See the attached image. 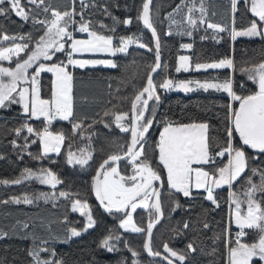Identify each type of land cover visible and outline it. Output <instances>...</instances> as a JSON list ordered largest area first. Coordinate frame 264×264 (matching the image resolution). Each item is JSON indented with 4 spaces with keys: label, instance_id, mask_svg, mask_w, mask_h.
<instances>
[{
    "label": "snow or ice",
    "instance_id": "obj_1",
    "mask_svg": "<svg viewBox=\"0 0 264 264\" xmlns=\"http://www.w3.org/2000/svg\"><path fill=\"white\" fill-rule=\"evenodd\" d=\"M74 5L76 0H70ZM80 10L75 7L72 9L60 11L52 6L51 0H0V17H7L14 14L25 23L31 20L33 27L37 25V31L43 29V35L33 42L31 33L26 36L17 35H0V41H13L9 47H0V61L14 62V67H4L0 65V109L10 107L11 105H20L22 114L27 119H40L50 125L57 118L68 121L74 116L73 107V74L69 71V66L79 67L81 69L91 65L102 64L112 68H116L117 64L111 60H83L74 58L75 54L104 52L116 55V53H126L129 46L137 44L140 48H146L149 52L154 51V63L149 65V72L146 78V84L131 99V107L129 112H111L105 111L104 116H113L116 127L123 132H130V139L123 145H119L121 152L109 155L104 159L99 168L96 170L95 176L92 178L91 188L96 199L103 207L104 211L109 214L121 213L119 227L125 231L133 233H144L146 241L143 248L150 256H161L162 253L154 251L151 245L153 228L159 223L163 217L161 191L163 175L166 174V183L168 186L169 196L173 193L182 194L183 197L189 198L193 196V190H200L206 193L204 197L217 208L220 204L217 199L216 190L224 186L229 188L228 199L230 203L229 226L226 229L228 236L226 237L228 261L227 264H254L255 260L264 264V59L258 63H249V66H242L239 70L241 74L247 77V81H251L255 90L248 91L247 94H238L234 90V80L226 77L223 80L216 78L206 79L203 82L196 81H179L174 82L172 79H164L159 84L153 80V73L160 68L161 52L160 37L153 24L150 15V5L152 0H142L141 7L138 9L136 19L142 21L146 29L151 30V35L155 41V48L141 42L140 37L128 36L120 37L118 46L113 44L112 35H104L93 29V22L85 19V10L89 7H96L95 3L90 4L88 0H79ZM241 0H229L230 12L232 14L233 26L229 29L217 23L207 20L208 10L201 0L198 9L199 18H194L192 13L196 10L195 4L188 8L187 24L190 28H196L199 25H206L207 29L215 34L228 32L231 41H235L238 37H261L264 39V0H243V6L249 11L253 17L247 28L238 30L235 25V14L239 11L238 5ZM6 5V6H5ZM28 5L33 7L29 8ZM104 15L109 16L114 24L123 23L130 25L132 19L119 20L108 10L107 6H102ZM179 5L176 11H179ZM41 14H50L44 19H38ZM215 15V13H213ZM76 16L80 20L75 19ZM168 19L172 23L176 21L169 13ZM79 25L76 31L87 33L88 39H75L69 28ZM99 28H108L109 31L115 32V27L109 28L102 21L99 22ZM23 27V25H21ZM0 33L3 28L0 26ZM171 35V32L168 33ZM180 35L192 36L191 30H185ZM206 37H201L205 39ZM17 40H24V43H15ZM70 41V45L66 49V43ZM34 43L33 47L30 44ZM182 48L190 49L192 44H182ZM24 58H21V54ZM56 53H64L67 57L65 61L52 62L47 64L41 61H53ZM15 57V61H13ZM180 64L176 67V72L189 71L190 57L181 55L179 57ZM195 70L208 69H235V63L232 58L225 57L210 62H197ZM29 69L32 72L29 73ZM42 73H51L54 77L51 81L50 98L41 97L40 76ZM27 85V86H22ZM192 85L204 91L215 90L224 92L236 104L226 105V113L224 116L222 129H215L217 133L222 132V138L211 135L212 126L204 121H192L188 123L174 122L170 119L163 124V129L159 133V139L155 142L153 153L158 154L149 157L145 147L146 134L153 126L155 118V108L151 110L150 116H146L149 111V101H160V95L157 89L169 90L172 88L182 89L185 92L194 90ZM242 91L246 90V83L239 85ZM15 94V95H14ZM125 121H128L125 124ZM109 127V124H105ZM74 128L80 125L74 124ZM38 137L42 146L44 156L49 153L59 154L62 143L65 140L63 133H53L48 127L43 130L34 129L29 123L24 122L20 127L13 129L15 135L20 137L22 132ZM24 145H17L14 139L11 141L13 147H20L22 150L29 146L28 136H24ZM31 143H36L32 140ZM246 149H250L253 155H249ZM217 157L223 160L227 157L226 162L217 163ZM91 154L87 153L80 157H75L71 151L67 155L68 164L87 165L91 159ZM0 159H3L0 156ZM126 160L130 165L132 172L130 175L120 171L118 162ZM215 165V167L207 168L205 166ZM35 177L41 184H50L53 188L62 183V181L50 170L41 169L39 175L32 172L31 169H25L22 177L15 180H0V184H20L23 179ZM254 177H259V183L254 182ZM240 181L241 187L244 189V199L233 191L234 182ZM156 182H160L158 186ZM47 200L46 194H41ZM62 197H67V192L59 193ZM152 203H149V201ZM12 203L25 204L33 203L28 196L23 199L15 197ZM3 203H9L4 201ZM175 211L180 208L179 200L173 201ZM234 205V207H232ZM89 206L87 202H81L79 199L72 203L71 210L80 212L81 216H87V223L83 231L95 226L96 221L91 215V211H85ZM137 209L148 210V222L146 227L138 225L133 218V213ZM209 210L205 209L204 214L207 216ZM202 229H208L207 220L201 221ZM234 224L238 231L235 232V238L231 237V225ZM27 229L29 225H22ZM190 227L189 222L182 224L183 229ZM246 230H252L256 233L255 241L249 243L244 238L249 235ZM178 235L180 229H173ZM7 232H0V238L7 236ZM81 231L76 228L70 229L71 237H78ZM35 239V238H34ZM112 239L120 240L119 236L113 237L110 233L105 237L100 246L108 252L117 250L110 243ZM216 239H220L219 236ZM47 243V241H41ZM127 247V244H125ZM134 257L139 256V252L129 248ZM48 253L49 257H55L54 249L46 247H36L28 250V256L32 258L33 264H64L63 260H53L51 258H42L41 253ZM163 252L167 255L163 259L167 264H185L189 258L197 252L194 241H189L183 249L176 250L169 246L167 242L163 244ZM215 252V249H213ZM174 258V259H173ZM121 264H124L121 261ZM133 264H139L133 261ZM189 264L191 262L189 261Z\"/></svg>",
    "mask_w": 264,
    "mask_h": 264
},
{
    "label": "trees",
    "instance_id": "obj_2",
    "mask_svg": "<svg viewBox=\"0 0 264 264\" xmlns=\"http://www.w3.org/2000/svg\"><path fill=\"white\" fill-rule=\"evenodd\" d=\"M48 0H46V3ZM90 4L95 3L96 7H89L85 12V19L93 22V29L104 34L112 35L114 46H118L120 37L144 35L143 43L155 48L151 35L144 29L142 22L136 19L138 9L141 7L142 0H88ZM189 2L193 0H154L151 17L154 27L160 37L162 68L153 79L159 84L164 79L187 80L200 79L206 80L214 77L222 79L230 77L234 80V90L238 94H247L248 91L255 90L251 81L240 72L242 66H249V63H258L264 59V39L230 40L228 32L215 34L206 31L204 26L199 25L192 31V36L180 35V30L170 25L168 15L185 5V14L188 13ZM52 6L60 11L71 10L75 7L80 10L79 0L72 5L70 0H51ZM189 4V5H187ZM6 6V5H5ZM102 6H107L112 15L119 20L131 18L130 25L115 23L104 15ZM33 7V6H31ZM30 7V8H31ZM208 10L207 20L213 23H220L227 28L232 27V14L230 12L229 0L209 1L205 4ZM239 11L235 14V27L240 30L247 28L250 22L255 19L252 14L243 6V0L238 5ZM215 13V15H213ZM50 14H41L38 19H44ZM77 21L80 20L76 16ZM102 21L109 28L115 27V32L108 28H99ZM23 25V27H21ZM0 26L3 28L2 34L8 35H27L32 34L33 42L43 35V29L37 25L33 27L31 20L27 23L20 20L14 14L7 17H0ZM76 28L79 25H74ZM171 32V35L168 33ZM194 32V33H193ZM192 37V38H191ZM201 37H206L201 39ZM19 40L15 41L18 42ZM14 42L0 41V47L12 45ZM182 44H192L191 63L195 66L197 62H210L221 58L229 57L234 60L235 69L223 71H209L196 73L194 71L185 74H177L176 67L180 55H182ZM70 41L66 43V49ZM34 43L30 44L33 47ZM24 58V54L21 55ZM64 53H56L53 61H41L47 64L52 62L65 61ZM117 67L114 69H78L72 70L74 77L75 104L78 107V118H73L69 122H56L49 127L53 133H63L65 136L62 152L57 156H44L41 151V144L35 135L22 132L17 137L13 129L18 128L24 122L29 123L34 129L43 130L46 127L43 121L27 119L22 114L20 105H11L0 110V180H15L22 177L25 169L32 172H40L41 169L52 171L62 181L56 188H50L45 184L39 183L36 179H23L20 184H0V232H7L8 235L0 238V264H33L32 258L28 256V250L46 245L49 249H54L55 257H49L48 253L42 252V258L53 260H63L64 264H165L161 261L151 260L147 257L143 244L146 241L144 233L132 234L124 233L118 226V221L123 214H108L102 210L93 195L91 188L92 178L96 174L100 163L109 155L121 152L119 145L125 144L130 139V132H123L116 127L113 116H104L105 111L129 112L131 99L146 84L149 72V65L154 63V51L149 52L146 48H130L127 54L118 55L114 58ZM0 61V65H1ZM11 66H14L12 63ZM32 72V71H31ZM50 74L40 76L41 97L50 98L51 81ZM241 83H246V90L242 91L239 87ZM160 101L149 102V111L146 116H150L151 110L155 108V118L153 126L149 129L145 138V147L149 157H153L155 142L159 139V133L163 129V124L170 119L174 122L188 123L192 121L208 122L212 126L211 135L222 138V132L217 133L215 129H222L226 105L236 104L226 94L199 92L191 95H183L165 92L164 89H157ZM80 125L74 128L73 125ZM109 124V127H105ZM24 136L29 138V146L26 149L13 147L12 140L17 141V145H24ZM36 140V143H31ZM88 151L91 160L87 165L68 164V152ZM249 155H253L252 150L246 149ZM218 161V164L226 162ZM264 160V157H261ZM119 168L131 169V165L126 161L118 164ZM207 168L215 165L205 166ZM132 170V169H131ZM125 174V173H124ZM129 175V173L126 172ZM254 182L259 183V177H254ZM164 190L161 196L164 220L154 231L151 245L154 251H159L162 255L163 244L167 242L170 247L180 250L189 241H194L197 252L189 258L191 264H227L228 252L226 229L229 226V188L224 186L216 190V195L220 207H216L208 202L204 197L205 192H193V196L186 198L182 194L173 193L169 196V189L166 183V174L163 175ZM233 191H236L241 199H244L241 182L233 184ZM61 191L67 192V197L59 195ZM41 194L47 195V200ZM28 196L33 200L31 204L12 203V198L23 199ZM80 201L90 202L93 206V215L96 227L79 239L70 236V229L76 228L82 231L86 225L85 220L71 211L72 203ZM178 199L181 205L175 211L173 201ZM9 201V203H3ZM264 207V204H262ZM209 212L205 217L204 210ZM141 217V221H140ZM207 220L208 229H202L201 221ZM187 221L190 224L188 229H183L182 224ZM138 225H147L148 219L143 216L136 218ZM27 223L29 227L24 229L22 225ZM173 229H180L181 234H177ZM236 230L231 227V233ZM249 235L244 239L251 243L256 240L257 235L254 231L248 230ZM113 237L119 236L120 240L112 239L110 243L117 250L108 252L100 246L101 241L109 234ZM219 236L220 239H216ZM35 238V239H34ZM47 241V243H41ZM127 244V247L125 246ZM129 248L139 252V256L134 257ZM215 249V252H213ZM174 259V258H173ZM186 261L185 264H189ZM180 264L179 261H176Z\"/></svg>",
    "mask_w": 264,
    "mask_h": 264
},
{
    "label": "crops",
    "instance_id": "obj_3",
    "mask_svg": "<svg viewBox=\"0 0 264 264\" xmlns=\"http://www.w3.org/2000/svg\"><path fill=\"white\" fill-rule=\"evenodd\" d=\"M209 1H218V0H206L205 2H204V5L205 4H207ZM189 4L190 5H192V2L190 3L189 2ZM180 10L179 11H175V12H173L172 13V18L176 21V23H172V21L169 19V22H170V25L173 27V28H176V29H178V30H180L181 32H183V31H185V30H193L194 28H190V26L187 24V16H188V13L185 15V11L186 10H184L185 8H184V6L182 7H180L179 8ZM192 15H193V13H192ZM210 22V21H209ZM213 23V22H212ZM217 24H220V23H217ZM220 25H222V24H220ZM223 26V25H222ZM233 26V25H232ZM74 28H75V30H74V34H73V37L75 38V39H77V38H88V36H87V33H80L79 31H76V27L74 26ZM78 28V27H77ZM70 32H71V30H69ZM75 33H77L76 35H75ZM78 33H80V34H78ZM71 43V42H70ZM113 44H114V39H113ZM129 49V48H128ZM129 50H127V52H128ZM191 51H192V48H190V49H188V50H184L183 48H182V55H184V56H188V57H190V61H189V64H190V68H189V71H183V70H181L180 72H177V74H181V73H185V74H188V73H190V72H192V71H194V72H196V73H203V72H209V71H222L223 69H211V70H209V71H196L195 70V67L194 66H192V63H191V55H190V53H191ZM127 52L126 53H118L116 56H118V55H125V54H127ZM115 55H110V56H102V55H91V54H87V55H84V56H77V54H75L74 55V58H76L77 59V57L79 58V57H81V58H79V59H83V60H89V59H99V60H111V61H113L114 63H115V61H114V58L116 57ZM181 56V55H180ZM179 56V57H180ZM180 64V61H179V58H178V61H177V66ZM70 68H72V69H75V68H77V67H70ZM98 68H103V69H114V68H112V67H109V66H107V67H98ZM98 68H91V67H85V68H83V69H98ZM78 69H81V68H78ZM225 70H233V69H225ZM42 74H50L51 76H52V74L51 73H42ZM41 74V75H42ZM53 77V76H52ZM54 78V77H53ZM39 80H40V78H39ZM189 80H191V81H196V80H200V79H194V78H192V79H187V80H173L174 82H179V81H189ZM218 80H221V79H218ZM201 81H204V80H201ZM24 86H27V85H24ZM76 89V86H75V84H74V80H73V107H74V116L72 117V118H70L68 121H64V120H60L59 118H57V119H55V120H53L52 122H51V124L50 125H53V124H55L56 122H69V121H71L74 117L76 118L77 117V115H79V113H78V107H77V105L75 104L76 102H75V90ZM167 93H169V94H172V93H177V94H183V95H191V94H189V92H185V91H183L182 89H177V88H172V89H169V90H165ZM199 92H204V93H209V92H217V91H215V90H209V91H203V90H201V91H198L197 93H199ZM221 93H224V92H221ZM194 94V93H193ZM196 94V93H195ZM31 120H35V121H43L46 125H47V127H49L50 125H48L44 120H43V117H41L40 119H31ZM77 120H80V121H83V119H80V118H78L77 117ZM63 146H64V142L62 143V145H61V148H60V152H59V154L62 152V149H63ZM41 151H42V146H41ZM42 154H43V152H42ZM59 154H57V153H49L47 156H57V155H59ZM194 191H197V192H204L203 191V189H200V190H193V192ZM236 227V226H235ZM80 237H82V236H78L77 238H73V239H79Z\"/></svg>",
    "mask_w": 264,
    "mask_h": 264
},
{
    "label": "rangeland",
    "instance_id": "obj_4",
    "mask_svg": "<svg viewBox=\"0 0 264 264\" xmlns=\"http://www.w3.org/2000/svg\"><path fill=\"white\" fill-rule=\"evenodd\" d=\"M206 0H204V2H205ZM22 2H25L26 3V0H22ZM193 3L195 4V11L193 12V16H194V18H199V15H200V13H199V11H198V9H199V7H200V3H201V0H193V2H192V5H189V4H187V5H189V7H192L193 6ZM184 6V8H185V5H183ZM28 7L30 8L31 7V5H28ZM87 11V9L85 10V12ZM186 15V14H185ZM255 18V17H254ZM255 19H257V18H255ZM202 26H204V29H206V25H202ZM69 30H71V33H72V35L74 34L73 32H74V30H75V28H74V26H72V27H70L69 28ZM206 31H213L212 29H207ZM81 33V32H80ZM80 33H78V34H80ZM194 33V32H193ZM77 33H75V35H76ZM11 36V35H10ZM144 36V35H143ZM145 37V36H144ZM193 37V36H192ZM191 37V38H192ZM77 39H80V40H83V39H88V38H77ZM145 39V38H144ZM237 39H246V40H258V39H261V37H253V38H248V37H238ZM236 39V40H237ZM143 41V40H142ZM25 41L24 40H19L18 42H15V43H24ZM234 42V41H233ZM9 46H11V45H9ZM9 46H6V47H9ZM130 48H132V46L130 45L129 46V49ZM128 49V50H129ZM184 50H188V49H185V48H183ZM87 54H91V55H102V56H110L111 54L110 53H104V52H96V53H82V54H80V53H78L77 54V56H84V55H87ZM118 53H116V55H117ZM21 55H23V53L21 54ZM115 55V56H116ZM79 58H81V57H79ZM78 57H77V59H79ZM15 57H13V61H15ZM89 60H99V59H89ZM1 65H3L4 67H14V66H11L12 65V63H14V62H9V61H1ZM71 66H69V71H71V73H72V68H70ZM87 67H91V68H98V67H107V66H105V65H102V64H98V65H95V66H91V65H89V66H87ZM77 68H79V67H77ZM226 69V68H225ZM225 69H223V70H225ZM209 70H211V69H208V70H199V71H209ZM222 70V71H223ZM31 71H32V69H29V73H31ZM197 71V70H196ZM232 71V70H231ZM215 72H217V71H215ZM53 78V77H52ZM214 78H216V79H221V80H223L222 78H220L219 76L218 77H214ZM211 79H213V78H211ZM199 81H201V80H199ZM201 82H203V81H201ZM22 86H24V85H22ZM192 87L194 88V90L193 91H191V92H189V94H195V93H197L198 91H201L202 89H198V88H196L195 87V85H192ZM204 91V90H203ZM166 92V91H165ZM213 93H218V94H223V93H221V92H213ZM224 94H226V93H224ZM15 95V94H14ZM227 95V94H226ZM1 110V109H0ZM128 123V121H125V124H127ZM46 125V124H45ZM51 126V125H50ZM49 126V127H50ZM46 127H47V125H46ZM48 127V128H49ZM87 153H89L88 151H84V150H80L79 152H76L74 155H75V157H80L81 155H84V154H87ZM226 158V157H225ZM224 158V159H225ZM223 159V160H224ZM91 160V159H90ZM89 160V161H90ZM217 160L218 161H221V162H223V160H221L219 157H217ZM79 165V164H78ZM120 169V171H121V168H119ZM122 171H123V173H125L126 174V172L127 173H129V175L131 174V172H132V170L131 169H126V168H123L122 167ZM41 172V171H40ZM40 172H37L36 174L37 175H39L40 174ZM30 179H36L35 177H33V178H30ZM38 182H39V180L38 179H36ZM40 183V182H39ZM45 185H47L48 187H50V188H53L50 184H45ZM57 186V185H56ZM56 188V187H55ZM81 202H87V201H81ZM209 202V201H208ZM149 203H152V201L150 200L149 201ZM211 203V202H210ZM87 204H88V206H89V208L88 209H85V211L87 212V211H91V215L93 216V219H94V215H93V206L91 205V203L90 202H87ZM72 206V205H71ZM232 207H234V205L232 206ZM72 211V210H71ZM73 212V211H72ZM73 213H75V214H77L80 218H83L84 220H85V223H87V216H81L80 215V212L79 211H77V212H73ZM229 213H230V204H229ZM229 213H228V223H229ZM137 215L138 216H143V217H145V218H147L148 219V210H145V209H137V211L135 212V213H133V218H134V221L136 222V218H137ZM123 217V216H122ZM122 217H121V219H122ZM95 220V219H94ZM142 219H141V217H140V221H141ZM119 223H120V219H119V221H118V226H119ZM137 223V222H136ZM96 227V224H95V226L94 227H92V228H89L87 231H81V235L80 236H83V235H85V234H87V233H89L90 231H92L94 228ZM231 227L232 228H234L236 231H238V229L235 227V225L234 224H232L231 225ZM120 228V227H119ZM120 230L122 231V232H124V233H132V234H139V233H133V232H131V231H125L124 229H122V228H120ZM235 231V232H236ZM247 232H248V230H246ZM235 232H233V233H231V237L232 238H235ZM72 238H77V237H72ZM42 247H46L47 248V246L46 245H42ZM254 264H261V262L260 261H258V260H255L254 261Z\"/></svg>",
    "mask_w": 264,
    "mask_h": 264
},
{
    "label": "water",
    "instance_id": "obj_5",
    "mask_svg": "<svg viewBox=\"0 0 264 264\" xmlns=\"http://www.w3.org/2000/svg\"><path fill=\"white\" fill-rule=\"evenodd\" d=\"M153 3H154V0H152V3H151V5H150V14H151V9H152V6H153ZM142 22V21H141ZM142 25H143V23H142ZM143 27H144V25H143ZM144 29L151 35V30L150 29H146L145 27H144ZM151 37H152V35H151ZM152 40H153V43L155 44V41H154V38L152 37ZM161 45V44H160ZM160 52H161V47H160ZM160 64H161V66H160V68H158L157 69V71L155 72V73H153L152 75H153V79L156 77V75L160 72V70H161V68H162V53H161V60H160ZM150 102V101H149ZM122 162H126V160H121V161H119L118 162V164H120V163H122ZM157 183V185L159 186L160 185V182H156ZM163 190H164V184L162 185V187H160V191H161V196H162V192H163ZM93 195H94V197H95V194H94V192H93ZM95 199H96V197H95ZM160 199H161V197H160ZM96 202H97V204H98V206L102 209V210H104L103 209V207L100 205V203H99V201L96 199ZM162 211H163V209H162ZM106 212V211H105ZM108 213V212H107ZM109 214V213H108ZM112 214H121V213H112ZM163 220H164V212H163V217L160 219V221H159V223H157V224H155V226H154V228H153V233H154V231L161 225V223L163 222ZM153 236V235H152ZM146 252V251H145ZM146 255H147V257L149 258V259H151V260H156V261H161V262H164L165 264H167V261H165L164 259H163V256L164 255H161V256H150V255H148V253L146 252ZM175 264H177V262L175 261Z\"/></svg>",
    "mask_w": 264,
    "mask_h": 264
},
{
    "label": "built area",
    "instance_id": "obj_6",
    "mask_svg": "<svg viewBox=\"0 0 264 264\" xmlns=\"http://www.w3.org/2000/svg\"><path fill=\"white\" fill-rule=\"evenodd\" d=\"M138 37H140V40H141V42H142L144 36H143V35H139ZM131 46L134 47V48L139 47L137 44H133V45H131Z\"/></svg>",
    "mask_w": 264,
    "mask_h": 264
}]
</instances>
